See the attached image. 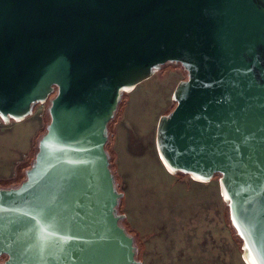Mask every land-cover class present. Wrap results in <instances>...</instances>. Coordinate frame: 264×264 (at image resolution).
I'll return each mask as SVG.
<instances>
[{"label":"water","instance_id":"95a60500","mask_svg":"<svg viewBox=\"0 0 264 264\" xmlns=\"http://www.w3.org/2000/svg\"><path fill=\"white\" fill-rule=\"evenodd\" d=\"M168 64L186 78L158 160L217 176L242 263L264 264V0H0V121L46 103L50 118L25 180L0 189V264H142L105 145L122 97Z\"/></svg>","mask_w":264,"mask_h":264},{"label":"rangeland","instance_id":"374dc122","mask_svg":"<svg viewBox=\"0 0 264 264\" xmlns=\"http://www.w3.org/2000/svg\"><path fill=\"white\" fill-rule=\"evenodd\" d=\"M185 78L186 73L180 66L173 64L164 66L149 80L122 97L118 111L108 125L107 151L117 190L123 194L118 207L119 214L125 215L126 188L129 182L124 180L126 176L121 175L118 169L115 152L118 133H124L126 139H145L149 136L146 147L139 142L137 148L151 149L152 156L159 162L154 145L157 119L173 110L175 103L171 100V94L177 83ZM47 112L46 103L34 107L33 115L26 119L28 122H11L5 125L0 121V189L18 187L25 180V172L30 168L37 152L38 141L45 133L50 120ZM138 135L145 137L139 138ZM144 154L146 155L140 166L153 169L149 151ZM150 173L148 170V174ZM181 178L190 180L185 176ZM207 184L216 189V206L214 214H211L210 226L205 224L203 230L190 228L191 231L185 232V237H162L159 232V235L140 237L130 228L126 217L122 220V225L134 238L138 261L142 264H243L240 258L241 243L229 224L227 207L219 195L217 176Z\"/></svg>","mask_w":264,"mask_h":264},{"label":"crops","instance_id":"0c3cea01","mask_svg":"<svg viewBox=\"0 0 264 264\" xmlns=\"http://www.w3.org/2000/svg\"><path fill=\"white\" fill-rule=\"evenodd\" d=\"M124 136V133H118L115 152L118 169L121 175L126 176L124 180L129 182L124 213L130 228L140 237L159 233L162 237H185V232L191 231L190 228L203 230L205 224L210 226L211 214H214L216 206V189H212L209 184L184 180L181 175L171 176L166 173L159 167L160 162L152 156L151 149L137 148L139 142L146 147L149 136L145 139H126ZM147 151L153 169L140 166L146 155L144 152ZM175 231L181 233H170Z\"/></svg>","mask_w":264,"mask_h":264},{"label":"trees","instance_id":"16d2710c","mask_svg":"<svg viewBox=\"0 0 264 264\" xmlns=\"http://www.w3.org/2000/svg\"><path fill=\"white\" fill-rule=\"evenodd\" d=\"M120 104H121V102L119 103V105H118V107H117V110H116V112H115V115H116V113H117V111H118V108H119V106H120ZM48 113V112H47ZM115 115H114V117H115ZM112 121V120H111ZM111 121H110V123H111ZM109 123V124H110ZM108 124V125H109ZM108 141H109V133H108V140H107V143H106V145H105V151H106V153H107V156H108V159H109V163H110V157H109V153H108V151H107V144H108ZM32 163V162H31ZM110 169H111V163H110ZM111 172H112V169H111ZM178 175H181V176H185V177H187V175H183V174H178ZM121 201V200H120ZM119 205H120V202H119ZM119 207V206H118ZM227 210H228V218H229V224H230V226H231V229L233 230V232H234V234H235V236L237 237V239H239V241H240V243L242 242L241 241V239L237 236V234H236V231H235V229L232 227V225H231V221H230V216H229V209L227 208ZM121 225H122V221H121ZM122 227H124L123 225H122ZM125 229V228H124ZM126 230V232L130 235V233L127 231V229H125ZM130 236H132V235H130ZM133 237V236H132ZM134 239V238H133ZM135 243V242H134ZM136 246V245H135ZM0 263H1V261H0Z\"/></svg>","mask_w":264,"mask_h":264},{"label":"flooded vegetation","instance_id":"af4514ba","mask_svg":"<svg viewBox=\"0 0 264 264\" xmlns=\"http://www.w3.org/2000/svg\"><path fill=\"white\" fill-rule=\"evenodd\" d=\"M181 68V67H180ZM11 188H17V187H8V188H6V189H11Z\"/></svg>","mask_w":264,"mask_h":264},{"label":"bare ground","instance_id":"6f19581e","mask_svg":"<svg viewBox=\"0 0 264 264\" xmlns=\"http://www.w3.org/2000/svg\"><path fill=\"white\" fill-rule=\"evenodd\" d=\"M48 106V105H47Z\"/></svg>","mask_w":264,"mask_h":264}]
</instances>
